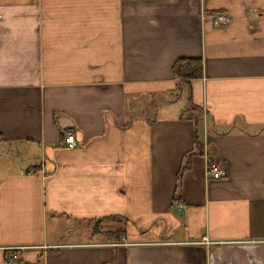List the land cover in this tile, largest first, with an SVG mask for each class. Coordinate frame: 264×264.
Segmentation results:
<instances>
[{"label":"crops","instance_id":"0c3cea01","mask_svg":"<svg viewBox=\"0 0 264 264\" xmlns=\"http://www.w3.org/2000/svg\"><path fill=\"white\" fill-rule=\"evenodd\" d=\"M14 252L264 264V0H0V264Z\"/></svg>","mask_w":264,"mask_h":264},{"label":"built area","instance_id":"2783aa9c","mask_svg":"<svg viewBox=\"0 0 264 264\" xmlns=\"http://www.w3.org/2000/svg\"><path fill=\"white\" fill-rule=\"evenodd\" d=\"M212 21L214 23V25H225L229 22V17L223 13H216L215 15L212 16ZM74 145V136L72 134H67L66 135V146L67 147H72ZM225 170L223 169V167L220 165V163L218 162H211L210 164H207V174H209V176L213 179H220L225 175ZM214 241H209L207 239H203L202 243H205L207 245L213 243ZM118 245L120 243H117ZM122 244L125 245H132L134 243H128V242H124ZM12 248V247H9ZM13 248H17L18 250H22L24 248H26L25 246H18V247H13ZM19 258V255L17 252L12 253L11 255V259L8 262V264H10L12 261H15Z\"/></svg>","mask_w":264,"mask_h":264},{"label":"trees","instance_id":"16d2710c","mask_svg":"<svg viewBox=\"0 0 264 264\" xmlns=\"http://www.w3.org/2000/svg\"><path fill=\"white\" fill-rule=\"evenodd\" d=\"M173 74L177 77L183 76L187 78H194L198 77L201 74V64L200 60L198 59H180L175 62L173 66ZM197 125V120H195V127ZM197 141V139H196ZM197 151L201 152L203 149V146L201 143L197 142ZM212 160H208V164H210ZM188 165H185V167H181V170L179 171L178 176H180L182 170L186 168Z\"/></svg>","mask_w":264,"mask_h":264},{"label":"rangeland","instance_id":"374dc122","mask_svg":"<svg viewBox=\"0 0 264 264\" xmlns=\"http://www.w3.org/2000/svg\"><path fill=\"white\" fill-rule=\"evenodd\" d=\"M205 147H206V145H205Z\"/></svg>","mask_w":264,"mask_h":264}]
</instances>
